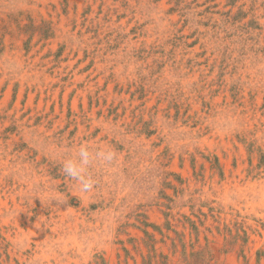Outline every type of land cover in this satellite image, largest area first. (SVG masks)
Returning <instances> with one entry per match:
<instances>
[{
  "label": "rangeland",
  "instance_id": "rangeland-1",
  "mask_svg": "<svg viewBox=\"0 0 264 264\" xmlns=\"http://www.w3.org/2000/svg\"><path fill=\"white\" fill-rule=\"evenodd\" d=\"M0 264H264V0H0Z\"/></svg>",
  "mask_w": 264,
  "mask_h": 264
},
{
  "label": "clouds",
  "instance_id": "clouds-1",
  "mask_svg": "<svg viewBox=\"0 0 264 264\" xmlns=\"http://www.w3.org/2000/svg\"><path fill=\"white\" fill-rule=\"evenodd\" d=\"M114 158L115 155L111 151H93L87 144H81L71 157L63 161L62 170L66 177L78 184L81 192L88 193L93 191L96 185V180L89 172L90 167L96 161L110 163ZM56 202L64 203L66 201L57 197Z\"/></svg>",
  "mask_w": 264,
  "mask_h": 264
}]
</instances>
